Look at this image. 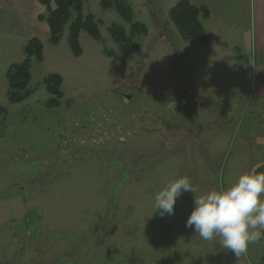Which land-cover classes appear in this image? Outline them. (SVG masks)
Masks as SVG:
<instances>
[{"label":"rangeland","instance_id":"1","mask_svg":"<svg viewBox=\"0 0 264 264\" xmlns=\"http://www.w3.org/2000/svg\"><path fill=\"white\" fill-rule=\"evenodd\" d=\"M172 1L128 0L148 33L122 48L109 27L129 25L85 0L104 42L82 31L75 56L68 28L49 42L38 0H0V264H264L262 239L236 261L185 227L194 193L171 216L155 212L174 179L201 195L264 165V99H248L234 69L236 57L254 61L253 22L199 47L171 31L162 10ZM34 37L44 54L32 59L30 95L10 103L8 70ZM52 73L60 100L44 83Z\"/></svg>","mask_w":264,"mask_h":264},{"label":"trees","instance_id":"2","mask_svg":"<svg viewBox=\"0 0 264 264\" xmlns=\"http://www.w3.org/2000/svg\"><path fill=\"white\" fill-rule=\"evenodd\" d=\"M47 9L46 14H40L39 19L46 22L50 28L49 42L58 45L68 28V44L75 56L83 54L80 44V33L89 34L93 39L104 42L100 27L103 20L93 14H84L85 0H38ZM104 9H113L120 14L123 20L129 25V30L119 24L113 23L109 27L110 37L120 43L122 48L129 43L136 35H147L148 27L145 23L136 20V14L128 0H101ZM208 17V11L204 7H198L189 0H180L169 12L170 20L173 22L182 37L186 40L201 41L208 43V35L200 21V18ZM130 33V35H128ZM26 59L21 63H14L9 68L8 80V101L19 103L27 99L30 93L27 87L31 82L32 59L42 61L44 45L37 37L32 38L25 47ZM45 86L50 94L57 96L59 100L63 97L60 87L63 85V77L58 73H52L45 78ZM58 100V103H59ZM264 170V165L255 169L256 172ZM261 239L264 241V232Z\"/></svg>","mask_w":264,"mask_h":264},{"label":"clouds","instance_id":"3","mask_svg":"<svg viewBox=\"0 0 264 264\" xmlns=\"http://www.w3.org/2000/svg\"><path fill=\"white\" fill-rule=\"evenodd\" d=\"M184 192L195 194L194 210L185 227L194 229L203 241L219 240L236 261L245 256L250 244H256L264 232V173L255 170L242 174L227 188L196 195L190 179L182 176L167 183L155 194V212L174 214L177 198Z\"/></svg>","mask_w":264,"mask_h":264},{"label":"crops","instance_id":"4","mask_svg":"<svg viewBox=\"0 0 264 264\" xmlns=\"http://www.w3.org/2000/svg\"><path fill=\"white\" fill-rule=\"evenodd\" d=\"M180 0H173L172 5L163 9L162 13L167 17V21L171 31L176 29L173 22L170 20V10ZM192 4L198 7H204L208 11V17L202 16L200 21L208 35V43L201 41H192L199 47L212 48L211 37L214 36L218 43H225L224 37L226 33L224 28L238 29L244 24L253 22L255 53L254 61H246L242 56L236 57L234 60L236 72H240V81H246L250 85L251 93L248 99H264V0H189ZM113 10V9H111ZM169 17V18H168ZM165 28V27H164ZM177 30V29H176ZM176 33V32H175ZM250 68H247V67ZM231 75H224L223 80L230 79Z\"/></svg>","mask_w":264,"mask_h":264},{"label":"flooded vegetation","instance_id":"5","mask_svg":"<svg viewBox=\"0 0 264 264\" xmlns=\"http://www.w3.org/2000/svg\"><path fill=\"white\" fill-rule=\"evenodd\" d=\"M167 118V117H166Z\"/></svg>","mask_w":264,"mask_h":264}]
</instances>
